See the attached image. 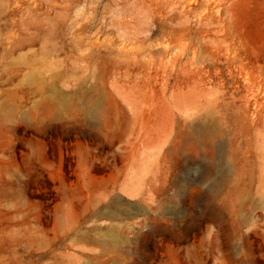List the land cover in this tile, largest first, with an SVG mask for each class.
Masks as SVG:
<instances>
[{"label": "rangeland", "instance_id": "1", "mask_svg": "<svg viewBox=\"0 0 264 264\" xmlns=\"http://www.w3.org/2000/svg\"><path fill=\"white\" fill-rule=\"evenodd\" d=\"M0 264H264V0H0Z\"/></svg>", "mask_w": 264, "mask_h": 264}]
</instances>
